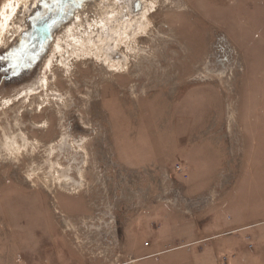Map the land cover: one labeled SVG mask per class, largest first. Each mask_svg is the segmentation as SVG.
Returning <instances> with one entry per match:
<instances>
[{"label": "rangeland", "instance_id": "rangeland-1", "mask_svg": "<svg viewBox=\"0 0 264 264\" xmlns=\"http://www.w3.org/2000/svg\"><path fill=\"white\" fill-rule=\"evenodd\" d=\"M116 2L105 20L128 22ZM146 4L126 59L91 8L0 96V264H264V15Z\"/></svg>", "mask_w": 264, "mask_h": 264}, {"label": "flooded vegetation", "instance_id": "flooded-vegetation-1", "mask_svg": "<svg viewBox=\"0 0 264 264\" xmlns=\"http://www.w3.org/2000/svg\"><path fill=\"white\" fill-rule=\"evenodd\" d=\"M97 1L28 0L26 5L22 4L16 25L0 46V96L22 91L21 96L16 97L19 99L32 89L41 69L51 58L57 35Z\"/></svg>", "mask_w": 264, "mask_h": 264}, {"label": "bare ground", "instance_id": "bare-ground-1", "mask_svg": "<svg viewBox=\"0 0 264 264\" xmlns=\"http://www.w3.org/2000/svg\"><path fill=\"white\" fill-rule=\"evenodd\" d=\"M118 1V0H117ZM119 1H124V3H128L130 15L128 22L127 21H120L119 19H107L105 20V11H107L108 8H112L117 2L116 0H98L96 4L93 5L92 9L95 11V15L92 18V21L94 22L93 30L102 28L104 31L107 29H111L110 35L111 34H116L118 39H113L112 42L111 40L109 41V46H105V51L111 52V49L113 50L116 48L117 50V57H120V54L126 59L127 55H125L124 52L119 53L121 50L120 45L127 46V43L131 41L132 39V34L133 32V25L136 23L137 20H140L142 17H146L147 15H150V12L148 11L147 8V1L148 0H119ZM28 0H3L2 5H0V46L2 43L6 42V39L12 32V29L16 24V20L18 19L17 12L21 5H26ZM85 9L84 13H81L78 15V18L76 19L75 23L72 24L70 27H68L63 33H60L57 35L53 47H52V52H54L57 47H59L60 42L66 37L70 35H74L75 40L79 39V34H83L81 30L84 29V25L82 24V21L85 19L87 16V10ZM113 9H115L113 7ZM98 11V12H97ZM115 10H111V12H114ZM155 11V10H154ZM152 11V12H154ZM109 12V11H108ZM89 13V12H88ZM114 14L110 15L113 16ZM121 16V15H120ZM21 20V17H19V21ZM116 26L118 29H112L113 26ZM98 26V27H97ZM88 27H91V24H88ZM132 28V29H131ZM91 30V29H90ZM114 30V31H112ZM107 31V33L109 32ZM92 32V31H91ZM116 32V33H115ZM117 46V47H116ZM114 53V52H113ZM111 53V54H113ZM111 54H108L111 57ZM116 54V53H115ZM50 58L46 62V66H49L51 64ZM124 59V60H125Z\"/></svg>", "mask_w": 264, "mask_h": 264}, {"label": "crops", "instance_id": "crops-1", "mask_svg": "<svg viewBox=\"0 0 264 264\" xmlns=\"http://www.w3.org/2000/svg\"><path fill=\"white\" fill-rule=\"evenodd\" d=\"M255 2L257 3V6H254L255 4L252 5V10L260 13V14H258V17L259 16H263L264 15V0H255ZM261 32H263V31H261ZM257 36L259 38V40H258L257 43L259 45L263 46L264 45V37H262L261 35H257ZM261 78L262 77H259V79H261ZM259 95H260V93H259ZM262 103L264 104V100H262ZM258 109L259 110H263V109H260L259 106H258L257 108L253 107L252 111H249V114L251 115V119H250V122H248L249 128L248 127L246 128L252 134V136L255 137V139H258L259 138V133H258L259 131L258 130H254L253 131L251 129L252 127L250 128V125L249 124L258 123L260 125L259 120L256 119V117L259 116V113L257 111Z\"/></svg>", "mask_w": 264, "mask_h": 264}]
</instances>
